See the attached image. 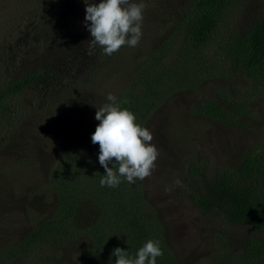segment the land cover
Returning <instances> with one entry per match:
<instances>
[{
    "label": "rangeland",
    "instance_id": "rangeland-1",
    "mask_svg": "<svg viewBox=\"0 0 264 264\" xmlns=\"http://www.w3.org/2000/svg\"><path fill=\"white\" fill-rule=\"evenodd\" d=\"M193 1L134 0L145 5L138 46L105 56L99 47L89 53L85 0H0V86L36 69L57 75L53 84L47 79L31 85L3 103L0 264H88L86 252L102 225V211L95 202L82 201L62 233L65 237H51L59 207L52 177L65 176L60 162L95 132V113L108 103L107 95L117 101L138 88L140 96L149 86L139 79L157 82L159 93L147 102L155 107L142 127L153 132L159 157L150 177L132 184L122 180L123 188L141 193L132 208L142 207V219L161 226L157 230L175 264L238 263L250 239L264 243V233L253 225L197 210L190 201L189 172L192 163L206 171H238L249 157L264 167V88L228 54L230 39L249 31L264 0H232L202 46L189 41L186 15ZM216 109L230 122L218 118ZM89 157L94 158L92 150ZM76 178L73 183L61 178L60 185L85 182ZM209 178L210 172L198 178L199 191ZM32 235L30 246L26 238ZM109 235L121 243L132 239L131 229L119 226Z\"/></svg>",
    "mask_w": 264,
    "mask_h": 264
},
{
    "label": "trees",
    "instance_id": "trees-1",
    "mask_svg": "<svg viewBox=\"0 0 264 264\" xmlns=\"http://www.w3.org/2000/svg\"><path fill=\"white\" fill-rule=\"evenodd\" d=\"M232 0H194L186 17L190 23L189 41L193 46L207 44L219 23L223 20L225 11ZM228 54L237 67L242 68L249 78L264 88V4L259 19L252 25L249 31L242 35H236L230 39ZM53 84L57 79L56 73L52 71L31 70L16 81L5 86H0V115L4 114V104L14 97L21 95L31 85H42L45 80ZM140 83L149 86L139 96L138 88L128 90L121 94L116 103L122 109H128L136 116V123L143 126L147 115L154 109V104L147 102L154 99L152 93H159L155 87L157 84L139 79ZM127 103H123V101ZM215 114L223 122L228 123L227 115L216 109ZM73 151L60 162V167L65 176L52 177V185L58 191L59 207L53 219V226L48 233L51 237L58 235L65 237L62 233L72 217L78 213L82 201L91 200L95 202L102 211V225L94 235L93 245L88 249V264H115L116 257L112 256L115 248L126 246L129 256L135 258V254L148 240L159 241L163 256L157 258L156 264H175L169 247L162 238L157 228L158 224L145 221L138 214L142 207L132 208L134 203L141 201V193L123 188L122 183L115 188L101 187L100 179L105 175L104 168L99 164V145L91 142V135L84 141L75 144ZM94 158L89 159L90 151ZM79 158V159H78ZM74 161V162H73ZM73 164L77 168L72 170ZM109 167H112L110 164ZM63 168V169H62ZM191 182L190 201L203 214L221 215L236 224H250L264 233V167L260 161L249 157L242 162L238 171L229 169H218L206 171L197 163L189 167ZM203 172H210V178L204 181L203 187L196 186L198 178ZM212 172V174H211ZM85 178L79 187H62V180L74 181L76 177ZM95 179V180H94ZM62 187V189H61ZM78 194V195H77ZM143 194V193H142ZM85 196V197H83ZM131 202L128 206L127 202ZM136 201V202H135ZM126 207H123L125 206ZM123 207V208H122ZM105 221V223H103ZM122 223V225H121ZM119 226L123 229H131L132 239L127 243H121L109 231ZM58 233V234H57ZM39 236V234H38ZM35 235L28 236L26 241L32 246ZM56 243V240H52ZM264 263V243L260 240L250 239L245 248L242 260L229 264H261Z\"/></svg>",
    "mask_w": 264,
    "mask_h": 264
},
{
    "label": "clouds",
    "instance_id": "clouds-1",
    "mask_svg": "<svg viewBox=\"0 0 264 264\" xmlns=\"http://www.w3.org/2000/svg\"><path fill=\"white\" fill-rule=\"evenodd\" d=\"M85 5L84 26L91 36L87 42L90 54L97 47L103 55L112 56L123 46H138L143 35V2L100 0L97 4L85 0ZM106 100L108 103L97 108L95 119L99 123L91 135L92 144L99 145L98 161L106 173L99 181L100 186L115 188L122 180L129 184L137 179L143 181L155 171L159 157V151L152 143L153 132L136 123V116L128 109H122L114 95L108 94ZM163 254L159 241L153 240L140 247L135 258L119 247L112 252L116 257L115 264H156Z\"/></svg>",
    "mask_w": 264,
    "mask_h": 264
},
{
    "label": "bare ground",
    "instance_id": "bare-ground-1",
    "mask_svg": "<svg viewBox=\"0 0 264 264\" xmlns=\"http://www.w3.org/2000/svg\"><path fill=\"white\" fill-rule=\"evenodd\" d=\"M232 111V110H231ZM225 221V220H224Z\"/></svg>",
    "mask_w": 264,
    "mask_h": 264
}]
</instances>
